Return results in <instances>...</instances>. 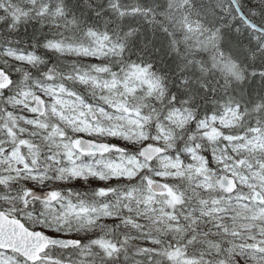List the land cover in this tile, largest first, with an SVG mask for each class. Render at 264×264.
Wrapping results in <instances>:
<instances>
[{"label": "snow or ice", "instance_id": "6c2138e0", "mask_svg": "<svg viewBox=\"0 0 264 264\" xmlns=\"http://www.w3.org/2000/svg\"><path fill=\"white\" fill-rule=\"evenodd\" d=\"M0 264H264V0H0Z\"/></svg>", "mask_w": 264, "mask_h": 264}]
</instances>
